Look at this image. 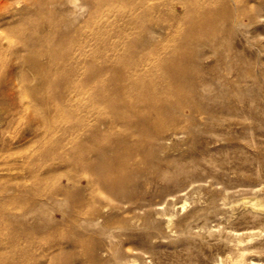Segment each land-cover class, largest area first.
Segmentation results:
<instances>
[{
    "label": "rangeland",
    "instance_id": "rangeland-1",
    "mask_svg": "<svg viewBox=\"0 0 264 264\" xmlns=\"http://www.w3.org/2000/svg\"><path fill=\"white\" fill-rule=\"evenodd\" d=\"M142 1L147 7L142 21L161 31V43L170 46L183 41L177 39L184 30L173 21L182 14L179 0ZM243 1L236 8L233 0H225L227 7L217 11L212 34L223 42L215 43L214 53L200 64V78L206 85L196 84L193 94L200 102L216 103L215 114L221 110L224 118L203 123L197 111H172L194 124L167 127L176 137L167 140L163 152L157 153L168 155L171 177L162 181L157 168L144 166L135 179L142 180L141 188L132 184L128 193L129 197L142 195V207L96 204L97 212H85L80 227L67 219L73 204L60 194L50 196L75 188L79 174L73 169L67 171L66 163L58 159H46V165L37 166L38 152L44 144L43 134L35 129L36 120L30 116L34 106L30 82H21L15 71L9 70L17 60L0 62V89L13 91L17 103L11 107L1 99L11 122L0 128V168L12 169L0 171V181L17 180L27 185L13 192V203L0 204V212H26L23 220L29 225L53 223L67 230L72 224L79 234H86L88 243L94 246V258L78 247L66 253L65 243L64 250H52L51 254L59 258L67 255L70 264H264V0ZM215 6L222 7L219 3ZM35 8L28 0H10V5L0 10L3 54L7 52L2 36L17 29L26 32L20 19ZM238 12L241 22L237 24L234 17ZM109 19L108 29L120 26V21ZM101 20L99 16L97 23ZM160 23L169 27L158 28ZM77 24L82 25L83 36L92 21L73 26ZM202 32L200 29L197 33ZM207 45L198 48L208 50ZM69 97L74 108L90 102L86 94L78 96L73 90ZM229 159L235 161L233 168L223 165ZM175 163L185 169L171 168ZM28 170L46 177L44 189L31 184L32 172ZM248 200H260L263 211ZM251 214L256 217L248 218ZM16 237L20 247L27 250L24 232ZM114 247L122 254L118 262L111 257ZM30 252L33 258L38 257L37 264H45L50 255L40 248H31ZM22 261L28 264L29 258Z\"/></svg>",
    "mask_w": 264,
    "mask_h": 264
},
{
    "label": "bare ground",
    "instance_id": "bare-ground-1",
    "mask_svg": "<svg viewBox=\"0 0 264 264\" xmlns=\"http://www.w3.org/2000/svg\"><path fill=\"white\" fill-rule=\"evenodd\" d=\"M28 1L36 8L20 19L27 31L17 29L2 36L9 57L0 51V62L17 60L9 70L15 71L21 82H30L34 101L30 116L36 120L35 129L44 136L37 166L46 165V159H58L66 163L67 171L73 169L79 174L75 188L50 196L60 194L73 204L67 219L78 227L84 222L85 212H97L96 204L142 207V195H128L132 184L142 185L141 179L135 180L142 168H157L162 181L171 177L168 155L158 154L163 152L167 140L176 137L167 127L194 124L181 120L172 111L180 108H185L187 114L197 111L203 123L224 118L221 110L215 114L216 103L200 102L193 94L196 84L206 85L200 78V64L216 50L215 43L223 42L220 36L214 39L212 33L217 11L227 7L225 0H179L182 14L173 21L182 26L183 35L180 33L177 41H183L170 46L161 43L162 35L158 37L161 31L143 23L147 7L142 0ZM233 2L237 8L244 1ZM216 3L222 7H216ZM9 5L10 0H0V10ZM240 14L234 17L237 24L241 22ZM99 16L102 20L97 23ZM110 17L120 21V26L108 29ZM81 21H92L83 36L82 25L73 26ZM158 26L169 27L161 23ZM200 29L203 32L198 34ZM204 44H208V50L198 48ZM72 90L78 96L86 94L90 98L88 105L78 104L74 108L69 97ZM13 94L9 89H0V128L11 122L1 99L15 107ZM234 162L229 159L222 163L233 168ZM179 163L171 168L184 170ZM11 169L9 166L0 171ZM28 172H32L31 184L44 189L46 177H37L32 170ZM25 186L17 180L0 181V204L13 203V192ZM111 198L115 201L111 202ZM248 201L263 211L260 200ZM25 215L26 212L14 210L0 212V264H24L21 260L26 258L28 264H37L38 257L33 258L31 248L50 254L45 264H70L67 255L59 258L51 254L52 250H64V243L68 247L66 253L78 247L83 253L88 252L90 258L95 257L94 246L88 243L86 234H79L72 224L67 225V230L53 223L34 226L23 220ZM249 217L255 218L256 214ZM20 231L25 234L27 250L20 247L16 237ZM121 255L114 247L112 259L118 262Z\"/></svg>",
    "mask_w": 264,
    "mask_h": 264
}]
</instances>
